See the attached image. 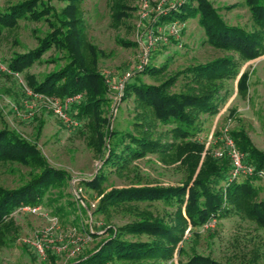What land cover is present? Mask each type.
<instances>
[{"label": "rangeland", "instance_id": "obj_1", "mask_svg": "<svg viewBox=\"0 0 264 264\" xmlns=\"http://www.w3.org/2000/svg\"><path fill=\"white\" fill-rule=\"evenodd\" d=\"M14 1L0 0V8ZM144 1L145 8L142 7ZM179 1H130L133 5L131 14L115 23L110 16L109 0H82L84 40L96 46L97 68L106 75L110 86L109 98L100 106L109 127L114 123L118 128L134 131L132 122L135 118L145 121L139 102L133 95L121 98V92L129 74L143 67L149 56L154 64L167 61L168 69L155 74H142L146 82L156 83L166 73L224 54L235 56L238 71L228 81V96L219 104V109L201 115L197 121L198 129L193 137L196 142L183 144L174 161L163 162L154 153H147L133 159L123 170L113 165L114 169L106 171L107 178L97 188L80 184L79 197L74 191L76 181L91 177L98 171L102 165L101 156L110 141L106 139L102 151L97 149L93 145V131L85 126L83 118L74 115L71 116L74 122H68L54 112L50 99L62 100L69 95L60 97L38 93L28 86L27 73L39 77L64 62L60 58L61 49L52 46L40 60L23 71L12 72L8 68L7 62L12 53L36 45V34H45L49 29L47 23L44 20L19 19L15 27L2 30L0 126L12 127L34 142L52 165L68 171V177L64 182L51 186L41 204L20 205L13 210L11 214L18 229L0 247V264H68L71 259L86 254L96 246L106 235L107 224L116 225L143 216L173 219L172 208L160 201L116 202L104 212L94 208L105 190L114 185L173 184L182 181L188 175L187 163L194 155L202 157L208 152L217 157L216 151L224 147V131L232 135V130L241 129L256 147L264 150V52L244 59L233 49L209 43L196 17L184 20L159 18L162 8L179 4ZM51 2L57 7L66 4L63 0ZM212 2L227 22L246 29L255 27L243 0ZM172 21H176V31L169 27ZM123 40L134 42L123 43ZM84 51L89 55L86 48ZM244 71L249 76L247 89L242 94L237 89V83ZM180 83L177 82L173 88L177 89ZM78 99L80 97H74L73 101ZM106 122L100 126L103 131L108 127ZM33 170L16 161L0 163V184L15 186L28 178ZM252 183L251 200L264 199V180L255 177ZM222 191L225 193L226 189ZM245 203L244 199L232 198L225 203L228 207L226 213L212 217L200 226H187L183 241L176 245L172 256L161 263L178 264L196 251L228 263L264 264V226L247 214ZM37 241L43 247L42 252L35 247ZM182 244L183 250L179 252L178 247Z\"/></svg>", "mask_w": 264, "mask_h": 264}, {"label": "trees", "instance_id": "obj_2", "mask_svg": "<svg viewBox=\"0 0 264 264\" xmlns=\"http://www.w3.org/2000/svg\"><path fill=\"white\" fill-rule=\"evenodd\" d=\"M63 1L66 4L61 7L51 0H16L5 5L0 8V33L4 28L15 27L19 19L44 20L49 29L42 36L36 34L37 43L33 47L12 53L8 68L12 72L23 71L40 60L52 46L61 49L60 58L64 62L39 77L27 73L28 86L35 92L60 97L79 94L80 99L71 103L69 113L84 119L85 126L93 131V145L97 149L102 151L106 139L110 141L101 156L102 165L98 171L91 177L78 179L75 186L84 184L97 188L107 178L106 171L123 170L133 159L147 153H154L163 162L174 161L183 144L196 142L193 137L200 116L216 112L227 98L228 81L238 71L235 56L218 55L186 65L166 73L156 83L146 82L141 75L163 72L168 69V62L154 64L149 56L143 67L129 74L121 92V98L133 95L139 102L145 121L135 118L132 122L134 131L118 128L114 123L109 127L100 106L109 98L110 86L106 75L97 68L96 46L84 40L82 0ZM130 1L133 0H109L113 22L131 14L133 5ZM243 1L254 22L252 29L227 22L212 0H180L179 4L162 8L159 18L184 20L196 17L209 43L233 49L244 59H250L264 52V0ZM132 42L123 40V43ZM85 48L89 55L85 54ZM248 76L244 71L238 79L237 89L242 94L247 89ZM177 82L181 83L174 89ZM104 122L108 125L105 131L100 129ZM231 134L238 148L245 153V160L257 168H264V150L256 147L241 129L232 130ZM7 161H16L34 170L15 186L0 184V247L18 229L11 214L13 210L20 205L41 204L49 188L68 177V171L52 165L34 142L16 129L3 125L0 126V163ZM230 169L227 155L214 157L206 152L202 157L196 154L188 161V175L178 183L111 186L101 195L94 210L104 212L116 202L160 201L172 208L173 219L143 216L116 225L107 224L106 235L96 246L68 264H162V260L170 258L176 245L183 241L187 226H200L212 217L226 213L225 203L232 198L244 199L247 214L264 226V199L251 200L250 197L255 176L228 181ZM221 187L226 189L225 193ZM178 250H183V244ZM178 264L239 263L224 262L193 251Z\"/></svg>", "mask_w": 264, "mask_h": 264}, {"label": "built area", "instance_id": "obj_3", "mask_svg": "<svg viewBox=\"0 0 264 264\" xmlns=\"http://www.w3.org/2000/svg\"><path fill=\"white\" fill-rule=\"evenodd\" d=\"M146 6V1L142 3V7L145 8ZM176 21H172L169 25L172 31H176ZM29 93L31 92L30 89H28ZM46 97H48L46 95ZM75 98H79V94H74V95H69L62 100L59 99H50L51 104L53 105L54 112L63 120L68 121V122H74V119L71 118V114L69 113V107L71 103L73 102ZM49 98V97H48ZM71 99V101H70ZM76 100V99H75ZM223 143L224 147L221 150L216 151V155L218 157L227 155L229 157L230 163H231V169H230V174L227 178L228 181H231L234 178L241 177V176H255L259 177L264 180V168H257L254 164L247 162L245 160V153L240 150L232 137L228 132L224 131L223 134ZM74 185V184H73ZM81 190V186H75L74 185V191L79 197V192ZM35 247L38 251L42 252L43 247L41 244L37 241L34 243Z\"/></svg>", "mask_w": 264, "mask_h": 264}]
</instances>
